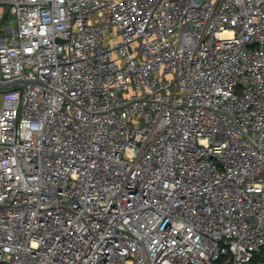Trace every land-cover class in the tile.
<instances>
[{
	"label": "built area",
	"instance_id": "obj_1",
	"mask_svg": "<svg viewBox=\"0 0 264 264\" xmlns=\"http://www.w3.org/2000/svg\"><path fill=\"white\" fill-rule=\"evenodd\" d=\"M5 1L0 264H250L264 0Z\"/></svg>",
	"mask_w": 264,
	"mask_h": 264
},
{
	"label": "water",
	"instance_id": "obj_2",
	"mask_svg": "<svg viewBox=\"0 0 264 264\" xmlns=\"http://www.w3.org/2000/svg\"><path fill=\"white\" fill-rule=\"evenodd\" d=\"M46 85L44 82H42L39 79H26L23 77L20 78H16V79H12V80H7V81H0V91H6L9 89H13L16 87H19L21 85ZM6 207V205L0 204V210L4 209Z\"/></svg>",
	"mask_w": 264,
	"mask_h": 264
},
{
	"label": "trees",
	"instance_id": "obj_3",
	"mask_svg": "<svg viewBox=\"0 0 264 264\" xmlns=\"http://www.w3.org/2000/svg\"><path fill=\"white\" fill-rule=\"evenodd\" d=\"M250 264H264V249L260 253L255 254Z\"/></svg>",
	"mask_w": 264,
	"mask_h": 264
},
{
	"label": "crops",
	"instance_id": "obj_4",
	"mask_svg": "<svg viewBox=\"0 0 264 264\" xmlns=\"http://www.w3.org/2000/svg\"><path fill=\"white\" fill-rule=\"evenodd\" d=\"M7 11V3L5 0H0V36L2 35L1 30V18Z\"/></svg>",
	"mask_w": 264,
	"mask_h": 264
},
{
	"label": "rangeland",
	"instance_id": "obj_5",
	"mask_svg": "<svg viewBox=\"0 0 264 264\" xmlns=\"http://www.w3.org/2000/svg\"><path fill=\"white\" fill-rule=\"evenodd\" d=\"M1 103H2V100H1V98H0V105H1Z\"/></svg>",
	"mask_w": 264,
	"mask_h": 264
}]
</instances>
